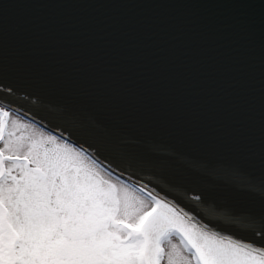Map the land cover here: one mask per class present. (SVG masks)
Instances as JSON below:
<instances>
[{"label": "snow or ice", "instance_id": "obj_1", "mask_svg": "<svg viewBox=\"0 0 264 264\" xmlns=\"http://www.w3.org/2000/svg\"><path fill=\"white\" fill-rule=\"evenodd\" d=\"M261 25L257 67L240 16L216 58L192 17L37 21L0 6V264H264ZM228 77L240 87L224 98ZM165 123L210 155L150 139Z\"/></svg>", "mask_w": 264, "mask_h": 264}, {"label": "water", "instance_id": "obj_2", "mask_svg": "<svg viewBox=\"0 0 264 264\" xmlns=\"http://www.w3.org/2000/svg\"><path fill=\"white\" fill-rule=\"evenodd\" d=\"M9 5V12L21 19H56L70 20L87 19L102 21L110 25L113 21L143 20L147 23L158 24L174 18L192 17L213 34L212 39L218 46H211L208 55L219 58L223 56L221 47L233 39L229 29L234 16H240L251 24L252 59L258 67L259 45L262 39V25L264 20V0H0V6ZM182 5L179 8L165 7H64L63 5ZM44 5V7H40ZM74 31L76 29H73ZM155 39L156 37H152ZM240 87L238 78L228 77L216 94L230 98ZM59 110V105H54ZM243 124L234 122L232 129L243 130ZM209 135L223 134L224 129L219 123H211L207 130ZM150 139H157L165 143L179 144L187 147L193 156L206 157L210 155L201 145L189 142L186 129L176 124H163L148 132ZM148 179H153L149 176ZM163 181H161L162 183Z\"/></svg>", "mask_w": 264, "mask_h": 264}]
</instances>
